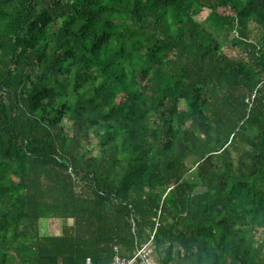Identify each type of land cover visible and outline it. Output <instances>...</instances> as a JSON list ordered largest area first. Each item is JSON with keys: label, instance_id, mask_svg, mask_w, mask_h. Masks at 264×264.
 Returning a JSON list of instances; mask_svg holds the SVG:
<instances>
[{"label": "trees", "instance_id": "obj_1", "mask_svg": "<svg viewBox=\"0 0 264 264\" xmlns=\"http://www.w3.org/2000/svg\"><path fill=\"white\" fill-rule=\"evenodd\" d=\"M149 240L156 264H264V0H0V264Z\"/></svg>", "mask_w": 264, "mask_h": 264}, {"label": "rangeland", "instance_id": "obj_2", "mask_svg": "<svg viewBox=\"0 0 264 264\" xmlns=\"http://www.w3.org/2000/svg\"><path fill=\"white\" fill-rule=\"evenodd\" d=\"M205 15H206V11H201L200 13H198L195 16L196 21H198L199 23H203V18L205 17ZM220 30H214L213 33L216 36V38L220 41V43L222 45L223 52L226 55L231 56L233 54V51H232V46L230 45V43L228 41L229 35L223 33ZM178 106L180 109H184L185 108V102L183 100H180ZM63 124L67 128V131L71 132L70 122L67 120H63ZM88 139L89 140L86 142V145L92 150V152H95L96 151L95 144L97 142V136H95L93 128L89 129V138ZM62 219L63 218H58V217L41 218L39 221L40 232L42 234H46V233L47 234H54V233H56L57 231L60 230L61 226H63L62 225L63 223L66 224V220L62 221ZM154 262H155V260H154ZM154 264H156V262Z\"/></svg>", "mask_w": 264, "mask_h": 264}, {"label": "built area", "instance_id": "obj_3", "mask_svg": "<svg viewBox=\"0 0 264 264\" xmlns=\"http://www.w3.org/2000/svg\"><path fill=\"white\" fill-rule=\"evenodd\" d=\"M116 248V247H115ZM114 248V249H115ZM152 256L151 240L144 243L140 248L136 249L131 257H121L115 254L111 264H154ZM85 264H91V259L86 258Z\"/></svg>", "mask_w": 264, "mask_h": 264}, {"label": "crops", "instance_id": "obj_4", "mask_svg": "<svg viewBox=\"0 0 264 264\" xmlns=\"http://www.w3.org/2000/svg\"><path fill=\"white\" fill-rule=\"evenodd\" d=\"M63 220H66V224H70L71 223V219L70 218H68V219H62V221ZM63 223V222H62ZM62 225H64V223L62 224ZM61 229H62V226H61V228H60V230L59 231H57L56 233H54V234H60L61 233ZM47 234V233H46Z\"/></svg>", "mask_w": 264, "mask_h": 264}]
</instances>
